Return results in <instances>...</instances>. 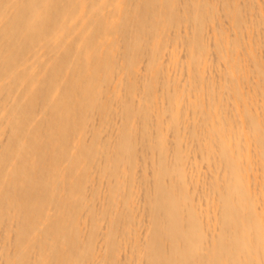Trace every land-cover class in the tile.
I'll list each match as a JSON object with an SVG mask.
<instances>
[{"label":"bare ground","instance_id":"6f19581e","mask_svg":"<svg viewBox=\"0 0 264 264\" xmlns=\"http://www.w3.org/2000/svg\"><path fill=\"white\" fill-rule=\"evenodd\" d=\"M0 264H264V0H0Z\"/></svg>","mask_w":264,"mask_h":264}]
</instances>
